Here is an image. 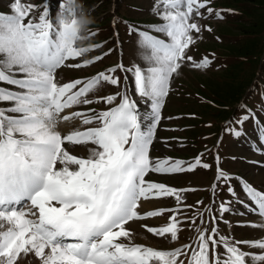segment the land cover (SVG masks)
<instances>
[{"label":"snow or ice","instance_id":"obj_1","mask_svg":"<svg viewBox=\"0 0 264 264\" xmlns=\"http://www.w3.org/2000/svg\"><path fill=\"white\" fill-rule=\"evenodd\" d=\"M210 4L156 0L154 11L163 23L151 32L166 39L129 26V34L138 36L146 69L121 63L68 82H62L63 69L90 67L109 54L86 58L101 45L83 44L97 33L88 28L90 21L76 0H59L55 15L45 6L38 18L33 15L36 5L13 0L11 14H0V85L12 86H0V104L7 105L0 107V264H264V237L235 240L221 235L216 226L196 228L195 248L183 245L165 251L132 242L133 222L166 211L172 212L166 226H142L173 242L181 231L179 208L141 212L143 202L152 199L174 197L180 204L186 191L150 182V173L172 175L211 167L200 158L185 165L150 156L173 77L185 61L198 70L211 66L208 57L197 62L187 54L202 31L196 19L204 9L213 14ZM215 15L223 18L219 12ZM117 71L132 73L134 92L150 101V114L141 117L127 91L98 95L104 85L121 87ZM94 103L109 107L72 111ZM249 118L245 115L238 123ZM144 120L150 121L147 128ZM74 121L80 127L60 130ZM78 147L86 148L88 156L73 155ZM232 179L217 157L216 180L235 197ZM240 183L250 210L261 220L248 226L264 231V192L242 179ZM218 187L214 183L213 192ZM219 210L221 216L229 211L225 203ZM212 223H217L215 216Z\"/></svg>","mask_w":264,"mask_h":264},{"label":"rangeland","instance_id":"obj_2","mask_svg":"<svg viewBox=\"0 0 264 264\" xmlns=\"http://www.w3.org/2000/svg\"><path fill=\"white\" fill-rule=\"evenodd\" d=\"M37 1L38 3H42L43 6H47L50 13H52L51 8L54 6H56V12L58 11V5L52 2V0ZM12 2L13 0H0V14H11L10 6ZM23 2L26 4L29 3L28 0H23ZM122 3H124L125 6L120 8ZM155 3L156 0H110L105 8L95 11L91 10L87 13L88 17L93 22H105L106 19L115 17L117 13L116 11L118 9H122V13L127 15L125 18L126 21L128 20V23L126 24L127 27L131 25L135 29L139 30V26H142L143 28L139 31H149L152 35H156L161 39H166L163 34L151 32L153 27L163 23V21L154 11ZM202 11L203 16L196 19V22L202 27V31L199 34L200 38L197 39L194 45L190 46V49L187 53L193 57L194 61L197 62L200 61L202 50L205 47L208 49H213L217 44L225 46L230 43L228 38L220 40L218 39L217 35H219V27L217 23H220L221 19H218L214 13L209 15L205 9ZM33 15L38 18V11L36 10ZM118 17L121 18L122 16L118 15ZM208 21L212 22L211 26L208 25ZM210 27H212L210 32L205 30ZM121 33V43L123 49L122 56L120 55L118 48L116 49L117 51L115 49H111L108 55L104 56L102 60L94 63L90 67L80 69H63L61 72L62 81L68 82L74 79H82L86 77L90 78L99 72H104L107 69L115 67L121 63L125 68L140 66L141 68L146 69L147 64L142 59L143 50L139 47L138 39L134 42V37L136 39L137 34L135 32L129 34V28L127 31L122 29ZM92 40L96 39L93 38ZM220 41H222V43H219ZM92 43L93 42L91 40H88L84 44L89 45ZM99 52H90L86 58H94L96 55H99ZM258 57L259 54L256 55V58ZM253 59H255V57H252L251 59L248 58L247 60V63L250 62V80L256 77V72L260 68V60ZM251 61H253V63ZM208 71L210 74L211 69ZM203 72V70L194 68L191 62L185 61L179 71V74L173 77L171 82V90L169 95L166 97L164 107L161 110L162 119L156 129L153 146L150 150V156L154 161L158 159L162 160L165 158H170L173 161L181 160L185 163V165L193 163L196 158H200L202 163H207L211 167L209 169L197 168L193 172L172 175H156V173L155 176L153 173H150L146 177L148 181H150L149 179L152 181L157 180V182L165 184L166 186L176 189H184L186 191L181 192L182 202L180 204H177L174 197L152 199L150 201L143 202L141 212L146 213L148 211L165 209L171 210L179 208L181 211L177 214L178 217H182L184 219L192 218L195 215L194 212H191L190 214H188V212L194 209L186 208L190 205H193V207L198 205L204 207L206 203H210L211 194L213 192L212 185L214 183H219V187L214 192L211 202L214 201L213 207L218 214L217 219H221L219 221V229H221V233L225 235V232H227L228 236L231 235L236 237V239L247 238L249 240H257L261 237H264V231L261 232V230L249 227L248 225H246V228H239L237 226H224L226 220H234L239 222H243L245 220H242V218L238 219L236 216L230 217L226 213L221 216L218 211L221 203H225V206L229 207L230 201L231 203H234L235 201H241V198H244L243 196H245V193L240 189V186L236 185V183L240 182L235 181V178L230 181L232 187L237 193V196L235 197L229 194L222 181L217 182L216 180L217 166H215L214 163V157L216 153L213 151L211 152L209 146L211 140L213 143L215 139L214 135L219 122L218 114L220 111L213 110L210 113V111L206 110V108H197V105L201 106L199 102V96L202 94L198 90V81L199 79L206 80L205 77L202 76ZM217 73L218 72L216 71H212V74ZM116 75L120 77L121 87L117 89L112 85H104L99 91L98 95H114L118 91L121 93L127 91L129 96L137 102V109L141 117H144L146 114H150V101L142 99L134 92V77L132 73L117 71ZM125 77H127L126 80ZM207 77L208 76L206 75V78ZM219 82L223 81L219 80ZM225 85L226 84H219L220 88L223 89L224 92H228L229 88ZM0 86L9 88L12 87L9 85ZM250 91L251 92L247 101L239 111L238 115L240 116V120L245 115H249L250 118L247 121H249L251 118H258L261 123H264V99H262V97H264V77L259 79L256 84L252 86ZM215 95L218 96L217 93H215ZM6 106V104H0V107ZM87 107L94 108L97 112H100L107 110L109 106L105 105L104 103H94L90 106L73 109L72 111H86ZM198 113H201L199 118L200 120H197V123L194 124V119H192L191 116H196ZM149 123V120H144L143 126L147 128ZM72 127H80L79 121H74L71 125H62L60 130L64 133H67L72 129ZM249 128L250 130L246 137H240L239 139L233 141H230L229 138L224 140L223 146L220 149L221 166L231 177L238 175V177H240L239 180L242 179V177L249 178L255 185H257L258 189H264V140H262V137H264V132H260L259 128L254 122H251L248 125V129ZM205 132L212 134V137L207 136L205 140L206 143L203 145L202 138L205 137ZM78 148L80 149V147ZM82 149V152H72V154L79 157H87V149ZM250 203L251 202H249L248 205ZM171 215V211H166L163 216L133 222L131 224V230L133 232L132 242H141L135 244L142 246L147 244L152 245L157 249L165 250L166 248L175 247L176 245L180 244L178 241L173 242L170 237L165 238L154 236L153 234L147 232L146 228L142 226L147 225L148 227L153 228L166 226L167 223H169V217ZM205 219L207 220V216H205ZM248 221L252 223L254 222L253 219H249ZM182 223L180 227L181 231L178 234L179 237L184 236L186 232L187 234L189 233L187 225L188 223ZM198 225L199 221L197 222L196 226ZM125 242L127 243V241ZM142 242L144 244H142ZM245 249L249 250L247 248H244V250ZM35 263L36 262L33 261V264Z\"/></svg>","mask_w":264,"mask_h":264},{"label":"trees","instance_id":"obj_3","mask_svg":"<svg viewBox=\"0 0 264 264\" xmlns=\"http://www.w3.org/2000/svg\"><path fill=\"white\" fill-rule=\"evenodd\" d=\"M109 1L110 0H86L85 2V0H76V3L83 8V12L88 18L87 12L103 9L107 6ZM55 2H57V0H55ZM32 4H36V2H32ZM124 6L125 4L122 3L120 8ZM209 7L213 9L214 14L219 12L223 17L221 22L217 23L219 27L218 39L228 38L230 43L225 46L217 44L213 49L205 47L202 50L201 59L208 57L212 63L208 69L203 70L202 76H204L206 80L199 79L198 81V90L203 95L201 94V96H199L201 106L197 105V108H206L210 113L213 110H219V121H223L228 118L231 106L240 100L246 88L251 84L252 79L250 80L249 72L250 62L247 63L248 58L251 59L255 57L253 60H260L263 55L264 0H211ZM116 12V26L120 38L122 39L121 30L127 31L129 28L126 26L128 20H125L127 15L122 13V9H118ZM118 15L122 17L120 18ZM89 21L90 24L88 28L97 33L94 43L100 41L104 42L108 39L110 42H115L113 26L110 22L111 18L106 19L105 22H93L91 19H89ZM207 23L209 26L212 24L211 21ZM139 28L142 29L143 27L139 26ZM85 35H87V33H85ZM136 39H138V36ZM219 43H222V41ZM257 54H259L258 58H256ZM251 62L253 63V61ZM209 69H211L210 74L208 71ZM212 71L218 73L212 74ZM206 75L208 76L207 78ZM219 80L223 82H219ZM218 83L226 84L225 86L229 88L228 92H224L223 89L220 88V86L224 85L219 86ZM215 93H217L218 96H216ZM200 114L201 113H198L196 116H191V118L194 119V124L197 123V120H200Z\"/></svg>","mask_w":264,"mask_h":264},{"label":"bare ground","instance_id":"obj_4","mask_svg":"<svg viewBox=\"0 0 264 264\" xmlns=\"http://www.w3.org/2000/svg\"><path fill=\"white\" fill-rule=\"evenodd\" d=\"M80 149H81V150H80ZM80 149L78 148V150H75V151H73V152H74V153H76V152H82L83 149H82V148H80ZM261 232H262V231H261ZM35 264H36V263H35Z\"/></svg>","mask_w":264,"mask_h":264}]
</instances>
